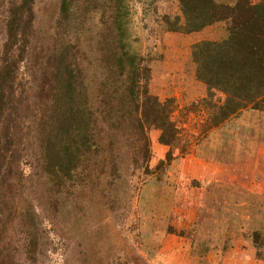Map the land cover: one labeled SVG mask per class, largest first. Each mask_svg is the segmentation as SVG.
<instances>
[{"label":"rangeland","instance_id":"374dc122","mask_svg":"<svg viewBox=\"0 0 264 264\" xmlns=\"http://www.w3.org/2000/svg\"><path fill=\"white\" fill-rule=\"evenodd\" d=\"M10 1L14 3L0 0V44ZM125 4L133 47L151 69L150 94L162 103L172 102V145L161 144V132L149 130L150 157L144 171L130 162L129 146L114 143L117 175L95 181L83 203L72 202L52 214L51 185L37 165L38 143L27 140L18 147L25 158L21 179L14 194H4L3 215L35 211L43 245L37 262L27 261L13 220L0 233L9 258L13 264H264V109L230 118L217 128L222 134L210 129V105H221L223 96L215 92L209 98L191 58L194 44L225 38V26L214 24L191 34L170 32L165 21L182 17L178 0ZM59 5L60 0H35L33 47L38 50L52 48ZM98 20V14L85 24L76 20L69 35L71 43L87 50L91 64L86 82L92 86L99 64L94 40L103 28ZM26 66L23 61L18 82L28 87ZM225 139L229 143H217ZM78 208L82 216L74 223ZM255 232L260 234L258 251Z\"/></svg>","mask_w":264,"mask_h":264},{"label":"trees","instance_id":"16d2710c","mask_svg":"<svg viewBox=\"0 0 264 264\" xmlns=\"http://www.w3.org/2000/svg\"><path fill=\"white\" fill-rule=\"evenodd\" d=\"M178 2L182 17L166 18L170 32L225 26V38L198 42L191 51L195 75L209 98L215 92L223 96L221 105H210V129L244 111L264 109V0ZM34 5L35 0L10 1L0 44V233L15 220L20 253L31 263L37 262L43 245L35 211L12 210L5 218L2 207L4 194H14L21 179L25 158L20 145L31 139L38 143L37 165L51 185L48 208L57 214L62 206L83 203L95 181L117 175L114 143L129 146L130 162L145 171L147 132L160 131L159 142L165 146L172 145L174 132L172 102L150 94L151 69L133 47L125 0H60L52 48L46 51L33 47ZM92 14L99 15L103 27L93 46L99 63L94 86L86 82L91 64L87 50L69 41L75 21L85 24ZM23 61L28 87L18 82ZM75 212L74 223L82 216L81 208ZM252 238L260 250V234ZM5 242L0 234V264H13Z\"/></svg>","mask_w":264,"mask_h":264},{"label":"crops","instance_id":"0c3cea01","mask_svg":"<svg viewBox=\"0 0 264 264\" xmlns=\"http://www.w3.org/2000/svg\"><path fill=\"white\" fill-rule=\"evenodd\" d=\"M245 114H248V111H246ZM217 130H218L217 133H219V134L224 133V132H223V129H222V130H221V129H217ZM220 142H221V143H229V142L227 141V139H225V140H218V141H217V143H220Z\"/></svg>","mask_w":264,"mask_h":264}]
</instances>
